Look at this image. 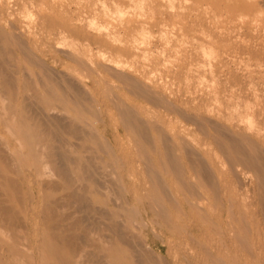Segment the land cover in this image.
<instances>
[{
    "label": "bare ground",
    "instance_id": "6f19581e",
    "mask_svg": "<svg viewBox=\"0 0 264 264\" xmlns=\"http://www.w3.org/2000/svg\"><path fill=\"white\" fill-rule=\"evenodd\" d=\"M102 2L98 1L99 5ZM47 3L51 2L48 0ZM115 3L117 5L118 2L115 0ZM101 5L106 8L105 2ZM55 6L58 8L59 5ZM119 9H116L117 12L114 10L116 16L108 14L104 17L106 12H103V20L96 23L105 28L117 21L119 23L123 17L126 18ZM2 18L0 17V264H264V141H261L264 132L259 129L264 125V119L258 120V126L259 122L261 125L257 126L255 133L248 135L245 134V127L242 132V125H237V122L233 125V120L227 116L209 122L205 114L197 113L198 109L195 113L188 112V109L182 110L186 109L184 106L178 109L182 104L179 102L180 106L174 108L173 113L176 112L180 119L194 123L199 134L211 139V143L216 145L218 152L233 166L238 177L245 175L244 169H250L256 175L253 183H248V179L237 180L236 176V186L232 185L235 183L233 180L231 185L222 187L223 176L219 177V169L215 170L214 165L211 166V163L202 158L201 151L198 152V146L193 143L196 139L194 134V137H190L188 132L185 136L182 130L179 131L183 134H179V131L169 133L164 126L147 121L136 105L124 103L120 97L111 100V96H108L116 108V114L112 117L107 114L105 117L103 114L106 112L103 113L99 102L91 94V87L79 88L77 84L76 87L71 76L67 74L72 80L53 69L55 75L47 62L39 57L36 48H32L30 42L17 35V31L14 33V28L11 30ZM128 19H124V22L129 21ZM102 41L104 42L103 39ZM75 50L68 51L66 56L76 62L83 55L78 48ZM84 61L76 63L88 66L85 58ZM105 62H97L94 67L107 75L121 78L128 89L141 99L169 110L176 106L166 95L147 84L146 77L125 71L124 67H120V62L116 67ZM33 65L38 66L42 73L44 69L47 75L46 79V75L41 74L47 80L44 83L43 76L39 78L40 81L44 79L43 84L40 82L41 86L32 79L35 74L30 66ZM78 67L76 69H80ZM24 68H30L32 73L27 74ZM29 74L33 75L28 76ZM59 107L61 110H69L68 116H58ZM108 116L111 117L110 121H120L125 129L123 130L133 137L131 146H134V153L143 162L146 177L139 180L140 183L135 184L131 180V173L137 171V166L134 167L129 159L132 147L127 152H122L123 146L118 144V138L112 136L105 127ZM210 129L215 134H211ZM70 137L78 139V143L73 142ZM85 151L88 154H83ZM182 154L189 157L188 165L184 163ZM238 165L244 171L236 167ZM165 174H171L172 178L167 175L170 182L174 177L178 186L171 187ZM54 175L59 179H55ZM138 175L143 178V173ZM200 176L207 178L206 182L210 184L211 194L207 199L209 208L199 207L201 199H205L202 194V190H205L202 189L203 179H198ZM93 184L108 187L113 190L112 194L116 192V198H111L113 204L107 202L108 195L105 192L107 196L101 197L103 193L99 194L101 198H97L94 194L98 192L93 189ZM95 188L99 190L96 186ZM248 191L254 193H251L255 196L254 200L249 195L247 197L250 200H244ZM181 192L189 196L181 195ZM215 209L223 214L222 221L217 219L219 215L216 217ZM194 222H201V226L206 228L199 227ZM160 228L167 232L168 236L165 235L171 240L170 248L164 247L163 242L161 245L153 240V237L160 235ZM160 240L162 241V237ZM191 241L196 242V246L193 245L195 248H189ZM179 257L181 261L178 260Z\"/></svg>",
    "mask_w": 264,
    "mask_h": 264
},
{
    "label": "rangeland",
    "instance_id": "374dc122",
    "mask_svg": "<svg viewBox=\"0 0 264 264\" xmlns=\"http://www.w3.org/2000/svg\"><path fill=\"white\" fill-rule=\"evenodd\" d=\"M98 1L102 2V0H49V3H51L48 4V0H0V17H3L2 21L7 22L11 30L14 28V33L17 31V35H20L25 41L30 42L31 44H29L32 48H36L35 50H37L39 57L47 62V65L50 66L49 68L52 69L51 71H53L54 74L55 72H59L61 76L64 74L68 79L72 77L74 80L73 82H76L74 85L76 86L77 84L79 88H83L84 86L90 89L91 87L90 92L99 102L98 105L102 107L103 113L106 112V114H103L105 117H107V114L111 117L116 114V108L113 102L109 101L108 96H111V100L120 97L119 99H122L124 103L136 105L141 116L147 121L160 127L164 126L163 128H166L169 133L173 134L182 130L185 136L188 132L190 134L187 135L190 137H194L192 135L194 134L196 136L194 138L196 139L193 138V143L196 144V147L198 146L197 150L198 152L201 151L202 158H205L207 162L211 163V166L214 165L213 168L215 170L219 169V174L215 171L219 177L220 175L223 176V179H221L222 187L226 184L227 186L228 184L231 185L234 181L235 183H232V185L236 186V181L240 179H245V181L248 179V183H253L256 175L252 170L244 169L246 170L244 173L245 175L238 177L235 173L236 171L232 169L233 166L229 165L227 159L218 152L217 147H215L216 145L213 142L211 143V139L199 134L198 128H196L197 125L195 126L194 123L185 122L187 120L183 121L176 112H174V115L173 110L177 106H180L179 103H182L178 109H182L184 106L183 108L186 109L182 110L188 109L187 111L190 113H195L198 109L199 112L197 111V113L205 114L204 116L208 121L210 120L209 122H215V120L218 121L220 117L227 116L233 120V123L231 122L233 125H242V132L245 127L246 129L244 131L247 132L245 134L251 135L255 133V129H258L261 125L259 122L258 126V120L261 121L264 119V0H143L142 4V0H140L141 2L139 0H129L131 3L128 0H116L118 2L117 5L115 0H103L105 5L108 3L106 8H104V5H101L104 4V2L99 5ZM46 3L49 6H47ZM54 3H56L55 5L57 6L59 5L58 8ZM129 4L131 8H127L130 7ZM44 5L48 8V11ZM3 6L8 8L6 9L5 7V9H3ZM133 8L136 9L133 10ZM116 9L121 10V12L125 14H122L126 16V18L123 17L125 20L132 17L128 19L129 21H125L127 24H125L122 18L123 21L121 19L119 23L118 21L115 22L117 26L112 24L105 28L99 25L103 20L102 17L105 12L106 15L104 17L108 14L116 16ZM141 10H143V12ZM97 21L99 23H96ZM121 21L123 22L122 24ZM139 21L141 22L139 23ZM130 22L131 24H129ZM158 22L162 23L159 24ZM94 38H97V40L95 41ZM102 39L107 44H105ZM135 41L137 42L135 43ZM100 42L104 43L105 46H103L102 43L100 44ZM77 48L82 53L83 57L80 56L76 62L79 60L80 63L81 61L85 62V58L86 62L88 61V66L78 65L74 60L71 61L72 59L70 60V58L66 56L68 51H76L75 49ZM64 54L66 57L63 56ZM126 55H130V57L128 56L127 58ZM101 61H106L107 64L110 63L109 65L115 67L121 63L120 67H124L123 69L125 71L136 74L139 77H146L145 81L147 84L155 90H159V93L162 92L161 94L166 95L176 106L172 107V110L171 108L169 110L165 107H156L153 103L151 104V102L141 99V97L137 96L132 90L128 89L121 78L107 75L94 67L95 63ZM115 61H117L116 64L114 63ZM90 64H92V66ZM24 65L28 67L27 64ZM89 66L92 68H89ZM77 67L80 69H76ZM30 68L32 71L34 70L36 72L33 71L35 75L29 74L28 76L33 75L34 77L32 79H35L38 86H41L45 77L47 79L44 69L42 73L36 65L30 66ZM30 68L28 69L29 72L24 68L27 74L32 73ZM53 69L57 71L54 72ZM41 74L46 75L45 77L42 75L44 78H42L43 80L41 79L42 81L39 79L42 77ZM67 74L71 77L69 78ZM36 77L38 80H36ZM46 79L44 83L47 81ZM40 82H42V84ZM63 84L62 86H64ZM110 87L112 89H110ZM109 89L112 91L110 92ZM103 91H106L108 95ZM112 106H114L115 109ZM60 108L61 107H59V109ZM67 111L69 110L60 109L58 116H68L69 112ZM244 112L245 114H241ZM240 114L243 115V117H241ZM109 116V120L105 127L112 136L115 135L118 138V144L123 146V151L122 149L121 151L127 152V149L130 150L132 147L133 137L131 133L124 131L125 129L121 126L120 121H110L111 117ZM173 124L176 125L174 126ZM169 125L171 126L169 127ZM262 127H264L263 124L259 129L263 133L264 130H262ZM212 130L213 129H210L211 134H215ZM183 133L179 131V134ZM263 136L264 133L261 139L262 143L264 141ZM71 140L78 143V139H74V137H72ZM84 153L88 154L87 151L83 152V154ZM187 158L189 157L185 156V154L182 156L186 164L189 162ZM129 159L134 163V167L137 166V171L131 173V180L135 182V184L140 183L142 179L144 180L146 177L142 168L143 162L134 153V146L132 147ZM137 163L138 165H136ZM236 167L242 169L240 165ZM140 169H142L141 172ZM137 173H143V178H140L141 175ZM167 175L172 178L171 174ZM167 175L165 174V177H168ZM236 176L238 177L237 180ZM53 177L59 179L56 175ZM202 177L203 176L198 177L199 181L203 179ZM168 179L171 187L174 186L175 188V186H178L174 177L171 179V182L170 177H168ZM206 179L207 178L204 177L203 181H201L204 186V188L202 186V189H205L202 190L205 199L202 198L201 201L197 199L198 202L200 201L201 203H199L200 205L198 204L200 208L201 206L202 208H209L207 199L210 197L211 190L209 188L210 184L206 182ZM172 182H174V185ZM93 185L94 187L91 186L96 190L95 192H98L94 194L98 196L97 198L108 195L109 197L107 196L106 198L107 202L113 204L111 201L116 198V192L112 194L113 190L106 186L105 188L107 190L104 187L97 186V184ZM95 186L99 188V190H106L107 192L99 191ZM103 193L104 195H102ZM251 193L254 194L251 191L246 192L244 200H250V198L254 200L255 196H252ZM181 195H185L186 197L189 196L182 192ZM111 198L114 199L112 200ZM115 203L117 202H114V204ZM169 205L170 203H168V206ZM169 207L175 210L172 205ZM214 211L216 217L219 215L217 219L221 220V218L224 217L223 214L221 215V211L217 212L216 209ZM192 223L193 222H191V226H193ZM200 223L198 222L195 224L200 225L199 227H205L201 226ZM202 225L205 224L203 223ZM166 233L167 232H164L163 228H160V235L157 238L153 237V240L155 239L154 241L156 243H161V245L164 244V247L170 248L171 246L169 245L171 244V240L166 237V235L168 236ZM161 237L162 241L160 240ZM194 243L196 242L191 241L188 244L189 248H195L196 244ZM223 252L226 251L223 250ZM180 259L179 257L178 260L181 261Z\"/></svg>",
    "mask_w": 264,
    "mask_h": 264
}]
</instances>
